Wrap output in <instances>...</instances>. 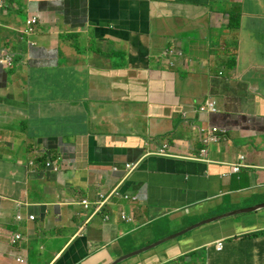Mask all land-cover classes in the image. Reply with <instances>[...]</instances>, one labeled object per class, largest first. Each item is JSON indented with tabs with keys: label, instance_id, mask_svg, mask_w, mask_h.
Returning a JSON list of instances; mask_svg holds the SVG:
<instances>
[{
	"label": "crops",
	"instance_id": "crops-1",
	"mask_svg": "<svg viewBox=\"0 0 264 264\" xmlns=\"http://www.w3.org/2000/svg\"><path fill=\"white\" fill-rule=\"evenodd\" d=\"M6 54L0 264H264V0H3ZM202 128L225 138L201 150ZM118 186L136 203L88 221Z\"/></svg>",
	"mask_w": 264,
	"mask_h": 264
},
{
	"label": "clouds",
	"instance_id": "clouds-1",
	"mask_svg": "<svg viewBox=\"0 0 264 264\" xmlns=\"http://www.w3.org/2000/svg\"><path fill=\"white\" fill-rule=\"evenodd\" d=\"M1 2H2V6H3V0H1ZM1 10H2V7H1ZM1 10H0V19H1ZM34 17L38 18V24H39V23H40V18H39L38 15H33V16L29 17L28 20H29V19H32V18H34ZM28 20H27V22H28ZM27 22H26V25H27ZM38 24H37V26H38ZM26 25H25V28L23 29V31L20 33V35H21V36H27V37H33L35 34H33V35H31V36H28V35H26V34L24 33V31H25V29H26ZM37 26H35V29H34L35 32H36V30H37ZM35 32H34V33H35ZM171 49H174V48H171ZM166 50H170V49H166ZM166 50H165V52H166ZM163 55H164V54H163ZM163 55H161V56L159 57V59H157L158 62H163V63H165L167 66H169L171 70H176V68H177V63H178V62H177L176 64H172L170 58H169V59H167V58L164 59ZM182 56H184L183 51H182ZM182 56H181V57H182ZM179 59H180V57H179ZM9 60H11V62H10V66H7L6 64H4V61H9ZM0 65H1L2 68H3V67H5L6 69H10V68H12V66H13V57H12L11 55H9V54H6V55H0ZM206 102H208V103H213L212 108H213L215 111L217 110V109H216V102H215L214 100H212V99H207ZM197 108H198V109H201L202 107H201V105H199ZM203 114L206 115V112H203ZM215 128H217V127H215ZM200 130H205V128L198 129V131H197L199 141H200V136H199V132H200ZM219 137L222 138V140H223V139L225 138V135H224L222 132H220ZM199 144L201 145V150H202L203 148H205L204 146H202L201 143H199ZM210 145H211V144H210ZM208 146H209V145H208ZM162 147H166V148H168V145L164 144ZM162 147H161V148H162ZM206 147H207V146H206ZM157 153H158V151L156 152V154H157ZM199 153H200V151H199ZM198 157H199V154H198L197 158H194L193 161H197ZM240 159H242V160H240ZM204 160H205V161H208V160H207V154H206ZM238 160H239V161H238L237 163H235V164H226V165H225V166L228 167V169H229V175L232 174L231 171H230V166H231V165H237V166L240 165V168H239L238 172H237V173L234 172V173H236V174H238L242 168H245V166L243 165V163H244V162H243V161H244V157H240ZM205 161H204V162H205ZM197 162L204 163V162H201V161H197ZM47 164H49V167H47ZM30 166H33V163H32V162H31ZM30 166H29V167H30ZM45 166H46V168H51V170H52L54 173L59 174V169H58L57 167H55L54 165H52V162H51V161H50V162H47ZM135 168H136V165H126V166H125V172H126V173H129L130 171L134 170ZM113 171H114V172H118L119 169L116 168V167H114V168H113ZM100 195H101V196L103 195V198H102V199L99 198ZM115 200H121V201H126V202H131V203H136V201H137V200H135L133 197H130V196H128L126 193H123V192L121 191V189L119 188V186H118V187H115V188H114L112 191H110L107 195H106V194H102V193H100V194H98V200H97V202L94 204V209H93V212H92V216L88 219V221H89L92 217H94V216L100 214V213H101V210H102V208H103V206H104L105 204H108V203L111 204V203H112L113 201H115ZM103 202H104V203H103ZM86 203L88 204V206L85 205ZM86 203L83 204V205H84L85 209L88 210L90 204H89L87 201H86ZM100 203H103V204H102L101 206H99ZM263 209H264V208H263ZM118 216H119V219H120L121 222H124V223H130V222H132V218L129 217V216H127L123 210H119V211H118ZM102 221H103L104 224H107L108 221H109V216L106 215L104 218H102ZM86 225H87V224H86ZM194 227H196V226H192L191 228L187 229L186 231L190 232L191 229H192V230L195 229ZM85 231H86V227H84V226L81 227V228L79 229V233H80L81 235H82ZM178 234H179V233H178ZM185 234H186V233H185ZM180 237H181V236H180ZM165 240H166V239H165ZM162 241H164V240H162ZM158 242H159V241H158ZM158 242H156V243H158ZM160 242H161V241H160ZM156 243H153V244L155 245ZM164 243H165V242H164ZM164 243H163V244H164ZM217 244H220V243H217ZM151 245H152V244H151ZM160 245H161V244H160ZM221 245H222V244H221ZM152 246H153V245H152ZM158 246H159V245H158ZM156 247H157V246H156ZM215 247H216V246H215ZM154 248H155V247H154ZM145 249H148V248H145ZM145 249H142V250H140V251H144ZM152 249H153V248H152ZM148 250H151V249H148ZM148 250H146V251H144V252H147ZM216 250H217V248H216ZM221 250H222V249H221ZM221 250H220V251H221ZM140 251H138L139 254H141ZM217 251H218V250H217ZM144 252H143V253H144ZM135 254H137V253H135ZM135 254L130 255V256H131L130 258L134 257ZM127 259H128V258L125 257V258H123V259H120V260H117V261L113 262L112 264H114V263H116V262H118V261H120V262L118 263V264H120V263L124 262V260H127Z\"/></svg>",
	"mask_w": 264,
	"mask_h": 264
},
{
	"label": "built area",
	"instance_id": "built-area-1",
	"mask_svg": "<svg viewBox=\"0 0 264 264\" xmlns=\"http://www.w3.org/2000/svg\"><path fill=\"white\" fill-rule=\"evenodd\" d=\"M1 7H2V2L0 0V10H1ZM37 24H38V18L34 17L32 19H29L28 22H27L26 29H25L24 33L26 35H28V36L33 35L34 32H35V30H34L35 29V26H37ZM178 55H180V57H181L182 56V52L181 51L174 50V49H170V50H166V52L164 53L163 57H164V59H166V58L169 59V58H173L174 56H178ZM10 62H11V60L4 61V64H6L7 66H10ZM209 106L212 108L213 103H209ZM200 110L202 112H204V108H201ZM200 133L201 134H204L205 136H209L212 133H216V129H211V130H209L207 132H205L204 130H200ZM214 141H215V139H208V138H206V139H204L201 142V144H202V146L206 147V146L212 144ZM205 156H206L205 155V152L204 151H201L200 154H199V157H198L197 161L204 162L205 161L204 160ZM240 160H242V159H240ZM47 167H49V164H47ZM239 168H240V165H238V166L237 165H231L230 166V171H231V173H233V172H236L237 173L238 170H239ZM99 198L102 199L103 198V195L102 196L100 195ZM103 203H100L99 206H101ZM83 204H85V203H83ZM16 220L17 221H20L21 220V218H20L19 215L16 216ZM28 220H29V222H32V221H34V217L33 216H29L28 217ZM20 239H21L20 235L14 234L13 236L12 235L10 236L8 242L10 243V245H14L18 241H20ZM216 248L220 249L221 248V244H218L216 246ZM218 251H220V250H218ZM16 262L18 264H24V260L21 259V258H17L16 259Z\"/></svg>",
	"mask_w": 264,
	"mask_h": 264
},
{
	"label": "bare ground",
	"instance_id": "bare-ground-1",
	"mask_svg": "<svg viewBox=\"0 0 264 264\" xmlns=\"http://www.w3.org/2000/svg\"><path fill=\"white\" fill-rule=\"evenodd\" d=\"M202 108H204V112H205V111H208V112H211V113H215V112H216L213 108H211V107L209 106V103L207 104L206 107H202ZM199 111L202 112L200 109H199ZM205 132H206V131H205ZM203 135H204V134H203ZM204 136H205V135H204ZM206 138H208V139H215V141L213 142V143H215V142L218 141L219 136L217 135V133H212V134H210L209 136H205L204 139H206ZM203 151L206 153L205 150H203ZM159 153L162 154V153H163V150H160ZM232 175H236V173L233 172ZM217 245H218V244H216V246H217ZM221 249H222V245H221V248H220V249L217 248V250H221Z\"/></svg>",
	"mask_w": 264,
	"mask_h": 264
},
{
	"label": "water",
	"instance_id": "water-1",
	"mask_svg": "<svg viewBox=\"0 0 264 264\" xmlns=\"http://www.w3.org/2000/svg\"><path fill=\"white\" fill-rule=\"evenodd\" d=\"M1 66V65H0ZM261 208H264V206H262ZM253 211H255V210H253ZM239 212H243V211H239ZM251 212V211H250ZM234 214H236V213H234ZM233 214V215H234ZM194 228H196V227H194ZM192 230V229H191ZM186 232H188V231H183V232H181V233H179V234H177V235H174L173 237H171V238H168V239H166V240H164V241H161V242H158V243H156L155 245H153L152 247H150V248H148V249H152V248H154V247H156V246H158V245H160V244H163L164 242H166V241H168V240H174V239H176V238H178V236L180 237V236H183ZM148 249H145L144 251H146V250H148ZM144 251H140L141 253H143ZM120 261H118V262H116V263H114V264H118Z\"/></svg>",
	"mask_w": 264,
	"mask_h": 264
},
{
	"label": "rangeland",
	"instance_id": "rangeland-1",
	"mask_svg": "<svg viewBox=\"0 0 264 264\" xmlns=\"http://www.w3.org/2000/svg\"><path fill=\"white\" fill-rule=\"evenodd\" d=\"M31 157H33V155L30 154V155H29V158H31ZM29 164H31V162H30ZM251 208H252V207H251ZM159 242H160V241H159Z\"/></svg>",
	"mask_w": 264,
	"mask_h": 264
}]
</instances>
